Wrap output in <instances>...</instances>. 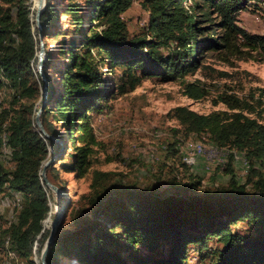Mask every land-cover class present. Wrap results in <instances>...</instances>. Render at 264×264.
<instances>
[{
	"label": "trees",
	"instance_id": "1",
	"mask_svg": "<svg viewBox=\"0 0 264 264\" xmlns=\"http://www.w3.org/2000/svg\"><path fill=\"white\" fill-rule=\"evenodd\" d=\"M31 1L0 0V87L14 89L10 106H0V147L5 134L8 150L14 151L12 168L0 160V189L24 194L9 239L11 249L26 257L34 244L40 256L49 235L42 228L50 193L40 178L42 166L51 156L50 149H57V139L64 144L78 141L81 145L74 152L63 151L47 167L46 175L56 167L77 175L86 171L96 145L87 112L99 110V101L131 91L147 78L167 82L193 74L203 55L211 51L264 60V33L248 32L237 23V14L249 0H195L197 18L185 4L189 0H141L148 12V34L143 36H130L122 19L134 0H87L86 18L80 14L82 6L68 4L62 14L73 15L77 37L52 50L46 49L44 38L59 31L54 29L60 8L46 0L39 28ZM41 40L47 84L40 119L56 140L35 129L33 105L40 95L42 102L44 81L39 74L38 81L33 79L31 64L37 62ZM102 63L110 71L119 69L116 81L113 75L106 81L101 77ZM184 93L199 99L206 90L190 82L184 85ZM218 101L226 109L199 114L177 106L172 112L188 134L205 133L212 144L243 153L249 164L243 183L228 167L229 184L202 194L193 190L198 182L179 184L175 179L166 181L161 190L156 184L157 190L117 185L97 199L93 216L77 231L56 234L46 263L57 264L62 256L76 264H187L189 245L203 254L215 240L221 249L210 264H264V123L253 116L260 101L226 93ZM238 221L253 229L254 235L233 231L232 224ZM122 246L129 252V261L120 253ZM138 246L149 255L164 249V257L141 255Z\"/></svg>",
	"mask_w": 264,
	"mask_h": 264
},
{
	"label": "rangeland",
	"instance_id": "2",
	"mask_svg": "<svg viewBox=\"0 0 264 264\" xmlns=\"http://www.w3.org/2000/svg\"><path fill=\"white\" fill-rule=\"evenodd\" d=\"M33 1H31V9L35 11ZM194 1L189 0L185 4L197 18L199 10L194 8ZM51 2L60 8L61 15L54 29L59 31H54L52 35L44 38L47 50L57 48L64 43V40L69 42L77 37L73 15L62 14L65 7L68 4L82 6L79 7L80 14L86 18L88 16L86 6L90 4L87 0H51ZM247 4V7L237 14L238 25L248 32L263 34L264 0H249ZM122 19L130 36L148 34V12L141 5V0H134L122 13ZM215 21L216 18L211 21V24ZM203 25L200 24V27ZM55 32H58V35ZM39 49L40 44L36 52L37 62L31 64L33 79L37 81ZM168 50L162 51L166 53ZM49 71H51L50 68ZM119 72L118 68L110 71L104 63L99 65V74L105 81L112 75L116 81ZM190 82L198 83L203 87L206 95L199 99L188 97L184 93V85ZM225 93L260 101V105L256 107L258 114L253 116L264 123V60L240 59L211 51L203 55L199 68L193 74L167 82L147 78L131 91L115 94L104 101H99L101 107L99 110L87 112V121L94 130L96 145L93 146L86 171L77 175L75 172H64L56 167L51 175H48L51 181L67 188L70 199L57 236L77 231L93 216L97 199L105 191L117 185L156 190L160 185L161 190L166 186V181L175 179L179 180V184L198 182L199 184L194 186L193 190L196 194H202L204 191H213L229 184L228 167L239 183H243L247 171L239 157L240 152H231L227 148L228 156L223 166L216 164V158L207 160L202 157L199 158L196 166L187 167L182 164L180 152L175 149V146L179 148V145L189 139L193 142L202 141L206 147L212 145V142L205 133L188 134L179 124L172 110L177 106H185L199 114L224 110L226 106L218 99L219 95ZM13 94L14 89L9 85H2L0 106L8 108ZM40 96L34 100V117L41 102ZM21 102L24 103L25 99ZM18 105V103L15 104V107L18 108ZM57 142V149H60L62 153L66 150L74 152L75 147L81 145L78 141L64 144L57 139ZM13 155L14 151L6 152L2 146L0 147V160L7 169L13 166ZM69 156L68 154L67 159ZM23 195L22 192L6 187L0 189V264H40V256L36 254L37 244H34L29 257L15 253L10 246L9 236L17 225V214L23 203ZM66 199L65 196L56 195L52 190L48 192L49 211L42 222L43 231L50 229V225L59 214ZM232 229L241 235H254L253 229L241 221L232 224ZM220 249L221 245L215 240L209 242V248L203 254L198 253L196 246L189 245L186 263L210 264L215 259V252ZM138 251L141 255H149L142 246H138ZM163 251L164 249H160L149 256L152 259H161L164 257ZM120 253L129 261V252L125 251L123 246ZM57 264H76V262L59 256Z\"/></svg>",
	"mask_w": 264,
	"mask_h": 264
},
{
	"label": "water",
	"instance_id": "3",
	"mask_svg": "<svg viewBox=\"0 0 264 264\" xmlns=\"http://www.w3.org/2000/svg\"><path fill=\"white\" fill-rule=\"evenodd\" d=\"M43 7H44V0H39V3H38L36 10H35V23H36V26L39 28H40V15L43 11ZM40 38H41V34H40ZM37 56H38L37 71L44 81V86L42 88V102H41V105L39 106L38 110L36 111V114L34 117L35 129L37 131H39L40 133H42L45 137H47L51 140H56L53 136L49 135L45 131V129L42 125L41 119H40V114H41V112L44 108V105H45L46 84H47L45 75L42 71V65H43V62L46 58L45 51H44V45L42 42L40 43V49H39ZM61 155H62V152L60 149H56L55 151L53 149H51V156L45 161V163L42 166L41 172H40V178H41L42 183H44L56 195L65 196L67 198L66 202H64L62 204L59 214H57V217L54 219V221H53V223L49 229V235L47 237V240H46L44 247H43L41 254H40V264H46V256H47L48 250H49L51 244L53 243V240H54V238L58 232V228L60 227V225L62 224V222L64 220V214H65L67 207L70 203V199H69L67 190H61L58 186L53 184L48 179V177L46 175L47 167L49 165L55 164L58 161V159L61 157Z\"/></svg>",
	"mask_w": 264,
	"mask_h": 264
},
{
	"label": "built area",
	"instance_id": "4",
	"mask_svg": "<svg viewBox=\"0 0 264 264\" xmlns=\"http://www.w3.org/2000/svg\"><path fill=\"white\" fill-rule=\"evenodd\" d=\"M5 134H2V147L8 150V147L4 138ZM179 152L182 159V162L189 167H194L198 163L199 158H206L207 160L217 159V165H224L225 159L228 156V149L226 147L218 146L216 144H212L209 147H206L202 141L193 142L190 139L185 140L183 144L179 145ZM239 157L241 158V162L245 171L248 169V161L243 153H240Z\"/></svg>",
	"mask_w": 264,
	"mask_h": 264
},
{
	"label": "bare ground",
	"instance_id": "5",
	"mask_svg": "<svg viewBox=\"0 0 264 264\" xmlns=\"http://www.w3.org/2000/svg\"><path fill=\"white\" fill-rule=\"evenodd\" d=\"M38 3H39V0H35V1H34L33 6H34L35 9H36ZM44 6H45V0H44ZM43 9H44V7H43ZM4 152H5V151H4ZM6 152H7V151H6ZM50 226H51V225H50Z\"/></svg>",
	"mask_w": 264,
	"mask_h": 264
}]
</instances>
